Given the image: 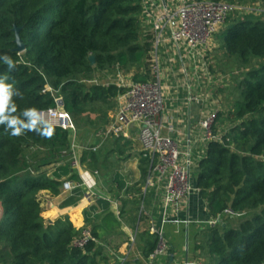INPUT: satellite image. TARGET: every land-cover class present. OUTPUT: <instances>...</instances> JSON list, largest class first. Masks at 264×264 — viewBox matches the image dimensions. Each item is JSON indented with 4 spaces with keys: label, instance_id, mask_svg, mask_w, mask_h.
Instances as JSON below:
<instances>
[{
    "label": "trees",
    "instance_id": "16d2710c",
    "mask_svg": "<svg viewBox=\"0 0 264 264\" xmlns=\"http://www.w3.org/2000/svg\"><path fill=\"white\" fill-rule=\"evenodd\" d=\"M197 1L244 5L248 0ZM141 15L142 0H0V55L17 62L12 71L0 62V76L7 75L22 93V98H15L18 109L42 112L56 108L60 99L76 132L91 128L94 134L104 133L120 91L112 84L92 82L133 69L145 71L135 73V82L149 79L152 45L149 35L143 37ZM243 16L222 31L219 46L225 64L241 69L234 89L237 99L230 115H216L214 139L208 142L196 175V188L210 217L222 219L203 233L197 246L205 264H264V19L255 13ZM14 29L24 46L21 54L15 52ZM229 118L234 124L218 138L216 124ZM50 129L49 136L27 132L13 137L0 126V264H98L101 256L96 227L90 229L94 241L79 249L73 242L84 227L76 228L68 217L45 224L44 196L57 197L63 182L77 179L70 166L71 133ZM113 141L112 152L124 155L129 143ZM83 160L90 161V170L98 167L94 152H83L80 164ZM139 170L142 182L147 171L143 160ZM113 183L119 193L125 190L116 172ZM82 195L79 188L73 189L61 206L77 204ZM96 203L106 217L103 225L115 224L108 215L109 203ZM126 205L122 201V210ZM227 210L252 217L228 228L225 219L231 218L223 214ZM99 218L87 214L85 225ZM145 245L147 259L156 242L147 239Z\"/></svg>",
    "mask_w": 264,
    "mask_h": 264
},
{
    "label": "built area",
    "instance_id": "2783aa9c",
    "mask_svg": "<svg viewBox=\"0 0 264 264\" xmlns=\"http://www.w3.org/2000/svg\"><path fill=\"white\" fill-rule=\"evenodd\" d=\"M174 1L169 8L167 0H142V17L149 18V26H142L143 37H151V56L149 59V79L146 82H135L128 76L117 77L114 84L120 91L117 97L114 113L109 118V125L102 135L103 139L130 140V133L135 132L139 144V159L145 162L147 171L143 199L147 192L153 191L159 199L157 203L161 207L160 219L155 225L151 219L148 232L156 242L155 251L146 259V264H155L157 257L166 254V240L164 226L169 216L174 211L180 210L182 205L188 203L190 195L196 191L193 185V170L198 169L191 161V152H183L177 140L163 134L162 119L165 112L164 81L170 72L168 68H162L159 59V49L169 45L173 56L181 57L182 53L192 57L207 56L211 49L215 48L214 35L225 25L235 7L223 2H208L197 0H170ZM247 14L253 11H247ZM174 61V59H171ZM207 73L208 71L205 70ZM187 76L185 68L178 72ZM144 75V74H142ZM178 75V76H179ZM118 76V75H117ZM176 77V76H174ZM97 84L93 81L92 84ZM183 87L178 80L176 88ZM60 99H56V103ZM204 99L189 90L182 100V107L189 110L190 107L202 104ZM41 114L49 121L50 128H59L69 133L75 129L70 116L58 105L54 109L42 111ZM216 114L208 115L200 127L203 131V141L208 143L213 140L211 129L215 122ZM171 119H166L168 133H173L170 125ZM74 138L72 137V141ZM72 149L74 148L71 143ZM73 158L70 166L72 170L80 167L79 156L72 150ZM83 185H89L88 180L81 175ZM78 186V185H77ZM75 186L65 181L61 190L71 192ZM159 192L161 197H159ZM174 209V211H171ZM179 212V211H178ZM171 213V214H170ZM224 215L241 217L225 211ZM119 214L117 213V216ZM150 213L145 209L143 201L139 209V218H150ZM221 216L210 217L208 228H215L221 224ZM188 224V221H187ZM136 233L131 237V246L135 243ZM94 241L90 235V229L83 228L80 237L73 242V247L82 249L88 241ZM181 264H205L200 260L185 258Z\"/></svg>",
    "mask_w": 264,
    "mask_h": 264
},
{
    "label": "crops",
    "instance_id": "0c3cea01",
    "mask_svg": "<svg viewBox=\"0 0 264 264\" xmlns=\"http://www.w3.org/2000/svg\"><path fill=\"white\" fill-rule=\"evenodd\" d=\"M167 3L168 7L172 8L174 1L167 0ZM140 23L142 26L148 27L150 19L147 17L143 18L141 15ZM218 42L219 40L216 38L215 48H219L220 44ZM176 60H179L178 69L176 70V67L169 66L168 70L170 72L164 81V97L168 100V105H165L164 118L162 119L163 134L177 140L183 152L189 149L192 154V150H194L200 162L205 156L208 145V143L203 141V131L200 127V122L208 115L213 113L218 115L220 113L217 106L213 105L214 100L212 98L215 95L213 96L211 93L212 88L215 87L212 79H214L216 74L214 75L210 69V55L192 57L191 55L182 53L181 57H175V61L170 60L171 64H175ZM183 67L187 76H183L184 79L182 80L183 77L178 72ZM134 71L140 75L144 72L145 75V71H141V69H134ZM178 80L183 83V87H178L177 89ZM189 90L200 95L204 101L198 106L194 105L189 110H185L182 107V100ZM171 93H173V96H170ZM168 118L171 119L170 125L173 128V133H168V124L165 123ZM135 134V132L130 133V140L121 139L122 145L125 142L129 143V145L124 146L125 153H127L125 158L136 160L137 169L135 168V170L139 178L134 186L130 187L121 176L126 184L124 191L119 193L116 188L117 193L115 194L112 188L109 187L110 189L107 190V187V193L96 195L97 178L95 175L97 172L84 169L80 165L77 170H73L77 179L69 180L75 186V189L79 188L83 194L82 199L77 204L65 208L61 206L71 196L72 191L64 192L60 190V194L57 197L50 198L44 196L45 198L43 199L42 208L46 222L51 221L53 224L57 219L68 217L76 228H97L98 241L102 249L101 256L97 258L98 264H146V258L143 255L146 240L148 239L151 243L154 241L153 236L148 232V227L151 219L157 225L161 216V207L157 203L159 199L152 191L149 198V207L146 208L150 213V218H145L144 220L139 218L140 205L146 197L143 199L145 179L142 182L140 181L139 144L138 148L133 145V140L137 139V135L135 136ZM71 143L74 145V140ZM124 155H120L122 157L120 160L125 159ZM81 175L88 180L89 185H83ZM126 190H129V192L126 193ZM112 194L115 196L112 197ZM159 197H161L160 192ZM97 200L109 203L108 215L112 217L115 224L103 225L106 217L104 214H101L102 210L98 207ZM122 201L127 203L125 211L122 210ZM133 203L134 205H132ZM127 209L128 212H126ZM171 211H174V209ZM178 211L170 213L169 220L164 226L166 254L164 253L157 257L155 264H181L185 258L201 261V251L197 250V246L202 243L203 233L208 229L210 215L207 204L201 198L198 189L190 195L188 203L182 205ZM117 213L119 214L118 216ZM87 214L93 218H96V215H100V218L99 220H93L91 225L86 226L85 217ZM1 217L2 209L0 207V219ZM135 233V243L131 246L130 239Z\"/></svg>",
    "mask_w": 264,
    "mask_h": 264
},
{
    "label": "rangeland",
    "instance_id": "374dc122",
    "mask_svg": "<svg viewBox=\"0 0 264 264\" xmlns=\"http://www.w3.org/2000/svg\"><path fill=\"white\" fill-rule=\"evenodd\" d=\"M232 6L235 7V9L230 14L225 25L219 30V32L216 35H214V38L215 39L217 38L219 40L218 42L219 44H221L223 40L220 37L222 31L225 30L228 24L234 21L235 19H242L244 17L243 16L244 13H246L247 11L249 12L253 11V13H255V16H261L264 19V0H248L244 5L232 4ZM214 44H215V40H214ZM220 54L221 52L217 47L211 49V52L209 53L210 69L213 71L214 75L216 74L214 76V79H212L215 87L212 88V90L211 89L210 90L212 91L211 93L213 94V96L215 95V97L212 98V100H214L213 105L215 107L217 106L220 112H224L223 115H230L232 109V103H234L237 99V96L234 95V89L236 83L241 78V69L234 68L231 62L225 64V61L222 60V58H220ZM158 55L162 68H168L169 66H171L174 68L176 67L175 68L176 70L178 69L179 60H176L175 64H171L170 62L171 59H174L175 61V56H173L172 50L169 45H165L163 48H160ZM142 74H144V72H142ZM119 76L120 77L130 76L129 79H127L129 81L131 80L132 76L133 77L135 76V71L133 69L129 73L127 72L125 73L123 70H118L117 73L115 74L101 76L100 78H96L95 81L97 83L99 82L104 85H111L116 82L117 77ZM183 79L184 77L182 78V80ZM173 93H171L170 96H173ZM164 102L165 105H168V100L165 99ZM113 113H114L113 110L108 113L109 118L113 115ZM89 116L92 119H94L93 115H89ZM109 118L105 130L109 125V121H110ZM70 120L72 122L71 117ZM232 122L233 121H231V119L229 118L227 123H224L223 125L216 124L218 127L217 128L218 138L224 135L228 130V127L234 124ZM73 126L75 129V133L74 136H72L73 133H71V141L73 137L74 148L72 149L71 147V151L74 150L76 152V154L80 157L79 160L82 158L83 152L85 151L96 153L98 167H95L92 170L97 172V174L95 175L97 178V189L95 191L96 195H101V193H107L106 191L107 187H108L107 190L112 188L113 192L115 194L117 193L116 186L113 183V174L115 172L119 173V175L126 180V182L130 187L135 185V183L138 181L139 178V175L135 170V168L137 169L136 160H133L132 158L126 159L125 157L127 156L126 155L127 153H125L124 155L125 159L120 160V158L122 157L118 155L117 152H112L114 147L113 138L109 137L103 139L102 138L103 133L94 134V131L91 128H84L85 130L84 129L80 131L77 130L76 132V127L74 124ZM97 140H99L100 142L98 144H95ZM136 140H133L134 141L133 145H135V147L138 148V143ZM191 161L193 162L194 165H196L199 162L194 150H192ZM80 165L83 166L82 168L89 170L90 161L86 162L83 160V164ZM101 165L102 166L105 165V168L101 167ZM196 175H197V170L195 171L193 170V174H192L193 185L196 183L195 182ZM151 193L152 191L149 190L147 192L146 198L143 200L145 209L149 207V198L151 197ZM111 196L114 197L115 195L112 194ZM251 217L252 214L248 213L247 215H243L241 217H232L231 219L226 218L225 222L227 223L228 228H235L239 224V222L245 221ZM220 232L223 233V229ZM200 258L202 261H205L203 257L200 256Z\"/></svg>",
    "mask_w": 264,
    "mask_h": 264
},
{
    "label": "clouds",
    "instance_id": "9594fccd",
    "mask_svg": "<svg viewBox=\"0 0 264 264\" xmlns=\"http://www.w3.org/2000/svg\"><path fill=\"white\" fill-rule=\"evenodd\" d=\"M2 62L12 71L17 62L9 55H0ZM7 75L0 76V126L13 137H19L27 132H35L40 136L51 134L49 121L36 108L18 109L15 98H22V93L8 82Z\"/></svg>",
    "mask_w": 264,
    "mask_h": 264
},
{
    "label": "water",
    "instance_id": "95a60500",
    "mask_svg": "<svg viewBox=\"0 0 264 264\" xmlns=\"http://www.w3.org/2000/svg\"><path fill=\"white\" fill-rule=\"evenodd\" d=\"M18 30L17 29H14V33H15V44H16V49H15V52H17L18 54H21V53H23L24 52V46H23V44L21 43V41H20V38H19V35H18ZM89 62H90V65L91 66H93L94 65V58L92 57V56H90L89 57ZM57 105L59 106V107H62V101L61 100H59V102L57 103ZM45 224L46 225H50V224H52V222L51 221H47V222H45Z\"/></svg>",
    "mask_w": 264,
    "mask_h": 264
}]
</instances>
